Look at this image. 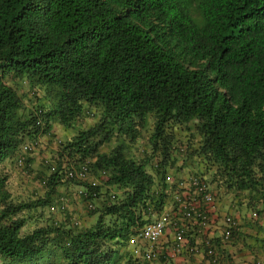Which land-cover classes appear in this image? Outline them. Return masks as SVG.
Returning <instances> with one entry per match:
<instances>
[{
  "label": "trees",
  "instance_id": "trees-1",
  "mask_svg": "<svg viewBox=\"0 0 264 264\" xmlns=\"http://www.w3.org/2000/svg\"><path fill=\"white\" fill-rule=\"evenodd\" d=\"M8 76L54 89L56 100L23 113ZM88 106L100 115L94 125L54 137L45 195L11 203L10 165L31 162L37 135L53 138V123L68 126ZM149 117L150 159L125 156L122 143L99 153L117 130L133 140L134 120ZM174 123L195 131V146L174 145L166 133ZM191 158L212 164L211 182L247 192L264 215V0H0V264H113L140 225L173 219ZM83 163L87 176L105 171L107 189L123 197H103L90 226L51 222L21 235L16 214L51 203L60 182L85 203L100 196V183L75 177ZM208 191L216 197L210 183Z\"/></svg>",
  "mask_w": 264,
  "mask_h": 264
},
{
  "label": "rangeland",
  "instance_id": "rangeland-1",
  "mask_svg": "<svg viewBox=\"0 0 264 264\" xmlns=\"http://www.w3.org/2000/svg\"><path fill=\"white\" fill-rule=\"evenodd\" d=\"M6 82L13 85L17 90L23 104V113H28L35 104L44 105V109H47L53 105L55 99V90L48 89L44 86H40L37 83H32L27 80L25 76L6 78ZM99 112L95 107H84L82 114L74 123L64 126L61 123L55 122L53 129V138H49L47 135H37L40 139L37 149L30 155L32 161L18 167L12 166L10 176L6 183V189L10 195L9 201L11 203H24L35 201L39 197H43L47 191L45 185V178L48 175V170L45 166V159H52L58 155V145L55 142V136L66 140L67 137L73 136L79 129H88L99 120ZM134 132H136L135 138L132 140L127 135H123L118 130L114 132L110 141L106 142L99 148V153H108L112 147L122 143L124 146V154L129 158H133L136 161L142 162L143 160L150 159L151 145L149 143V137L153 131V117H149L145 123L140 124L134 120ZM166 133L171 137L174 145L180 147V143L187 144L188 142L196 145L195 131L188 129L186 125L174 123L169 127ZM193 149H188V153H192ZM193 161L186 162L183 166L188 171L193 173L202 174L207 177L208 183L212 187L216 194V197L220 203V212L230 213L240 220L241 233L238 236L239 242L243 243L245 247L243 250L248 251L246 254L252 255L257 249H261V255L264 256V215H260L257 218H251V212L253 211L249 207V201L247 199V192L242 191H227L224 187L217 186L215 182H211V174L214 166L208 162L205 164L201 162L199 165L195 164L196 159L191 158ZM10 162V161H9ZM209 168V170H207ZM204 170V171H203ZM206 170L208 175L206 174ZM90 176H94V173L89 172ZM100 183V196L92 199L94 203L93 210H89L85 200L78 196L75 192V185L67 182H60L56 187L52 195V202L44 206H36L31 209H24L16 217L23 219L24 223L20 229V234H26L38 226H45L51 222L56 223H75L78 221L79 225L90 226L93 220L90 219L92 215L96 214L95 211L100 209L102 198H106L109 194H114L123 197L120 189H107V174L105 176H94ZM106 196V197H105ZM60 197L66 198V203L62 208V202ZM94 211V212H93ZM242 227V229H241ZM136 237V236H135ZM137 239V238H136ZM136 244L139 246L141 242L136 240ZM141 247V246H140ZM241 252V250H239ZM255 258L260 259L256 254ZM251 260V259H249ZM62 264L57 257H52L50 264Z\"/></svg>",
  "mask_w": 264,
  "mask_h": 264
},
{
  "label": "built area",
  "instance_id": "built-area-1",
  "mask_svg": "<svg viewBox=\"0 0 264 264\" xmlns=\"http://www.w3.org/2000/svg\"><path fill=\"white\" fill-rule=\"evenodd\" d=\"M87 169L86 163H83L79 170L74 172L75 177L80 181L86 180ZM105 174V171L101 172L102 176ZM89 182L92 186L98 184V180L95 179ZM77 192L84 195L81 189ZM90 195L95 198L98 191H92ZM59 200L63 203L61 206L63 208L66 198L60 197ZM173 200L177 204L173 219L165 215L159 216L146 221L138 228L137 238L144 247L140 254L143 263L150 264L160 255L175 257L200 254L202 264H261L257 259L238 263L231 253L223 252L238 236V220L231 215H224L219 237L216 239L213 228L218 216V203L216 197L208 191V184L201 177L190 174L177 181ZM87 206L94 207L92 202H88ZM176 214H179L180 218L176 217ZM252 216L256 218L257 214L252 212ZM168 229L172 233V239L165 249L162 237Z\"/></svg>",
  "mask_w": 264,
  "mask_h": 264
},
{
  "label": "crops",
  "instance_id": "crops-1",
  "mask_svg": "<svg viewBox=\"0 0 264 264\" xmlns=\"http://www.w3.org/2000/svg\"><path fill=\"white\" fill-rule=\"evenodd\" d=\"M55 128V127H54ZM88 181L93 180L96 178H94V176H87ZM107 187V186H106ZM109 188H111V185H108ZM112 189V188H111ZM101 197V196H100ZM102 200H104V198H102ZM98 212L94 215H92V217L90 219L93 220V223L95 222L96 218H97ZM240 221V220H239ZM242 229V227H241ZM239 230H240V226H239ZM216 235L219 234V230L214 232ZM137 237H133V239L131 241H129V243L124 246V248H122L119 251V257H117L115 259V262L113 264H125L126 263V257L132 253V256L136 259L135 261H137L139 264H142L143 261H141L140 259V254L142 249H144L143 245H137L136 244V239ZM172 239V233L171 231L168 229L165 233V235L162 237V242L164 243L165 249H167L168 246V242L169 240L171 241ZM168 243V244H167ZM141 246V247H140ZM227 248L225 249V252L228 253L230 252L231 254H233V258L235 261L237 262H241V261H248L249 259H252V257H254V255L256 254L260 259L261 263L264 264V256L261 255V249H257V251L253 252V254L248 255L246 254V252L248 251H244L243 249L245 248L243 246V243H240L237 241V237L235 238V240L233 242H231L230 245L226 246ZM239 250H241V252H239ZM160 257V256H159ZM202 256L200 254L191 256V255H182V256H175V257H168L166 255H162L161 259L155 260L153 262H151L150 264H202Z\"/></svg>",
  "mask_w": 264,
  "mask_h": 264
},
{
  "label": "clouds",
  "instance_id": "clouds-1",
  "mask_svg": "<svg viewBox=\"0 0 264 264\" xmlns=\"http://www.w3.org/2000/svg\"><path fill=\"white\" fill-rule=\"evenodd\" d=\"M194 175V174H192L191 172H188V173H186L184 176H187V175ZM102 176V175H101ZM97 180V179H96ZM207 183V182H206ZM208 184V183H207ZM97 197H99V196H97ZM96 198V197H95ZM94 199V198H93ZM216 199H217V197H216ZM217 203H218V210H217V213H218V216L216 217V219H215V228H213L214 230H213V234H214V236L216 237V239L219 237L218 235H216L214 232L215 231H217V230H219V233H220V228H221V226H222V217L224 216V215H226V214H228V215H231V216H233L234 218H236L237 220H238V236L240 235V233H241V230H239V226H240V221H239V219H238V217H235L234 215H232V214H230V213H222V212H220V203L218 202V200H217ZM87 204V203H86ZM93 205H94V203H92ZM88 207V206H87ZM94 208V207H93ZM93 208H88L89 210H92ZM258 216H256V218H257ZM251 218H255V217H253L252 216V212H251ZM238 236H237V238H238ZM138 239V238H137ZM237 241L239 242V240L237 239ZM241 243V242H240ZM226 249V248H225ZM225 249L223 250V252L224 253H226L225 252ZM228 253H230V252H228ZM227 253V254H228ZM233 255V254H232ZM252 259H257V258H255V257H252ZM251 259V260H252ZM257 260H259V259H257ZM248 261H250V260H248ZM260 261V260H259ZM235 262H237V261H235ZM241 262H244V261H241ZM261 262V261H260ZM238 263H240V262H238ZM142 264H145V263H142ZM262 264V263H261Z\"/></svg>",
  "mask_w": 264,
  "mask_h": 264
}]
</instances>
